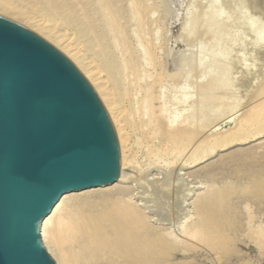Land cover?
Returning <instances> with one entry per match:
<instances>
[{
    "label": "rangeland",
    "instance_id": "374dc122",
    "mask_svg": "<svg viewBox=\"0 0 264 264\" xmlns=\"http://www.w3.org/2000/svg\"><path fill=\"white\" fill-rule=\"evenodd\" d=\"M6 1H9L10 6H14L22 12L21 18L27 22L41 26L52 36L79 48L80 55L86 63L94 64L96 59L100 58L101 50L97 45V35L91 32V23L84 20L83 16V9L87 8L92 10L93 20L97 24L102 22L105 16L99 10L98 0ZM105 2L114 9L113 14L119 21L120 30L114 35L107 36L100 44L108 48L113 56L119 55V58L134 55L136 63L139 64V69L133 74L131 71H126V74L123 71L122 75L120 73L114 87L112 86L115 89L113 91L119 107L125 111L131 140L133 139L131 157L134 160L133 166H135L134 169L132 167L130 171H127L132 177L126 180L125 189H128L129 193L131 192V196L134 195V202L143 208L153 224L164 229L174 230L178 235H182L184 223L196 217L195 202H198L201 193H206L207 190L211 189V186L217 190L231 188L235 199V208L230 214L232 218L229 219L228 246L226 245L227 248L224 249L226 254L224 253L225 260L223 259L222 263L264 264V240L256 236L259 228L264 226V188L259 189L257 187L260 179L264 178V137L224 150L216 146V150L210 157L206 158L207 160L187 169L184 161L190 159V154L198 152L197 156H201L204 154L202 151L210 150L209 147L211 144L213 147L214 142L205 143L207 145H203L199 151H196L199 149L197 147L199 142L198 144L193 143L194 145L192 144L189 150H186L187 152L183 151L185 158L182 152L181 155L177 156L176 151H174L175 153L172 152L173 149H165L160 139L156 141L150 139L144 126L146 118L143 117L141 105L146 96L147 86L155 80L158 82L157 77L160 76L159 79H162L155 84L153 90L157 98L154 101L156 109L164 105L165 98L167 116L173 117L180 113L184 114L189 104H184V101H177L179 103L177 104L176 99H179L181 95L185 96L189 89L190 92L193 90L191 94L192 99H194L190 105L197 106L199 88L203 87V83L208 78V75L205 74L210 68L206 70V67H210L211 60L214 61L217 56V62L211 66L215 67L217 63V66L220 65V67H215L216 70L211 67L214 69L213 77L216 75L218 77L215 78L219 79L222 72L228 76L226 77L228 85L229 82L231 85L222 92L228 94L229 104L232 103L229 100L233 99L234 105L238 104L240 108L236 109L237 112H230L226 117H223L226 119L231 114L232 121L226 122L220 118L213 125L214 127L212 126V129L209 128L208 133L209 135L213 134L214 129L217 128L218 131L224 132L234 125V119L235 121H238V118L239 120L242 119L244 112L252 106L248 104L252 100L250 99L252 89L255 88V85L259 87L264 82V79H261L264 78L262 75V72L264 73V58H262L263 54L259 52V45L264 43V0H249V2L248 0H105ZM236 4L237 7L235 8ZM67 5L73 9L69 10ZM256 7L259 9L257 10ZM202 16L205 17L201 18ZM2 17L12 21L10 18ZM254 24L259 28L257 32L252 29ZM18 25L32 31L22 24ZM184 26L192 31L187 34L186 41L180 40ZM201 26H206L207 29L211 28L210 30L213 31H205V27L201 28ZM216 28H218L216 33L219 34L220 31H223V34H227H219L222 37L225 36L223 37L224 40L221 36L219 37L221 39H217L215 34L212 36L217 31L214 30ZM145 47L150 49L152 57L145 55ZM117 48L119 49L117 50ZM202 60L205 63L209 61L208 66L203 63L205 68L199 65ZM229 65L230 67H228ZM221 66L222 68L225 67L223 71ZM249 68L251 72H247ZM183 71H191L186 72V74L188 78H191L188 81L191 80L190 82L193 84L185 81L186 76L181 75ZM249 73L251 74L250 77L248 76ZM152 75H154L153 79L151 78ZM219 75L221 76L219 77ZM133 79H141L140 82L138 80L139 86L138 84L132 87L129 85ZM248 79L251 80H249L251 84L247 82ZM194 83L202 84L198 88V85ZM252 84H254L253 87ZM137 104L139 105L137 106ZM215 125L217 126L215 127ZM142 126H144L145 131ZM140 128H142L141 131ZM199 139L200 137H198ZM196 141L195 143H197ZM189 151L190 154H188ZM152 164L156 165L153 166ZM182 164H185L184 168ZM161 190L167 192L164 193ZM253 232H256V235ZM72 245L71 248L74 251L72 249L71 251L73 253L70 252V246L67 245L66 248H69L67 250L72 254L69 257H71L73 264L119 263L104 259L97 260L88 255H83L77 245ZM195 248L194 250L192 248L190 252L177 253L174 258H168L169 260L165 264L219 263L217 258V260L214 259L217 257L214 252H205L202 247H200L201 250Z\"/></svg>",
    "mask_w": 264,
    "mask_h": 264
},
{
    "label": "bare ground",
    "instance_id": "6f19581e",
    "mask_svg": "<svg viewBox=\"0 0 264 264\" xmlns=\"http://www.w3.org/2000/svg\"><path fill=\"white\" fill-rule=\"evenodd\" d=\"M8 2L9 1L6 0H0V6H2L0 7V16L10 18L12 19V21L18 24H22L25 27L31 29L33 33L56 48L78 69V71L84 76V78L94 89L106 112L108 113L110 121L114 127L118 143L120 167L117 182L108 186L91 188L65 194L54 207L52 212L43 220L41 226L42 241L46 250L54 259L56 264H73L71 261V257H69L70 254L74 251V249L71 248L73 246L72 244H74L75 246L77 245L79 251H81L83 255H88L89 257L97 260L104 259L108 261H114L115 263L119 262L120 264H165V262L169 260L168 258H174L177 253L190 252L192 248V250L196 249L195 247L201 250L200 247H202L205 252H214L217 255V257L215 258L214 256H211V258L213 257L215 260L218 259L217 261L219 263H217L216 261L217 264H223L222 260H225L224 249L227 248L226 245L229 237V219L232 218V215L230 214L232 213V209L235 208V199L231 188L217 190L216 188L214 189V187L212 188L211 186V189L207 190L206 193H201V196L199 195L200 197H198V202H195L196 217L193 219L191 216L193 220L190 219V221L188 220L186 223H184L185 225H183L184 227H182V235H178L174 230H169L168 228L164 229L161 228V226L159 227L158 225L153 224L143 208L139 204L134 202V195L131 196V192L129 193V191H127L128 189H125L126 180H129V178L132 177V175L127 171H130V168L132 167V169H134L135 166H133L134 160L131 157L133 139L131 140L125 111L122 110L121 107H119V103L115 99L113 91L115 89H113V87L117 80V76L119 77L120 73L122 75L123 71L124 74H126V71H131V73L133 74L139 69V64L136 63L134 55H130L127 58H119V55L113 56L108 48L103 47L100 44V42L104 41L107 36L114 35L120 30L119 21L116 18L115 14H113L114 9L110 6V4L105 2V0H98L99 10H101L105 16L100 24H97L96 21L93 20L92 10L87 8L83 9L84 20L90 21L91 32L97 35V39L99 42V44L97 42V45L101 50L99 54L100 58L96 59V62H94V64H90L86 63L83 60L80 55L79 48L73 47L72 45L67 44V41H61L60 38L52 36L43 27L35 26L31 24V22H27L25 19L21 18L23 16V13L17 10L16 7L10 6ZM256 6L259 7L258 5ZM66 7L69 8V10L73 9L68 5ZM236 7L237 4L235 8ZM258 9L259 8H257V10ZM204 17L202 16L201 18ZM202 27L203 26H201V28ZM204 27L203 28L205 31H209L211 29H207L206 26ZM254 27H252V29L257 32V29L259 30V28L257 27V25H255ZM214 30L217 31H215L212 36L215 34L216 36H214L216 38L218 37L217 39L225 37L219 35L226 34H223V31L221 32L219 30L220 33L218 34L216 33L218 32V28ZM191 32V30L187 29V26H184L180 35V40L186 41L187 34H190ZM253 34L256 35L257 33ZM203 35L205 36V34ZM220 36L221 38H219ZM116 39L117 38L115 37V40ZM118 49L119 48H117V50ZM144 50L146 51V53L144 52L145 55L147 54V56L152 57L149 48H146ZM259 52L263 54L262 55L260 53L262 55V58H264V43L259 45ZM218 57L220 58V56ZM216 59L217 56L214 61L211 60L212 64L214 62H217ZM203 63H205L204 60H202L199 65L204 68L205 65L208 66L207 63H205V65ZM211 65L209 64L210 67H206V70L208 68L210 69H208L205 74L206 76L208 75V78L206 79L207 81L205 80V83H203V87H200L202 90L199 88L200 84L202 83H196L200 90V93L197 90L199 94L197 106L195 105L193 107V105H190L194 100L192 99L193 96L191 94L193 90L190 92L189 89L186 92L185 96L181 95L179 99H176V103L177 101H184V104H189L184 114L180 113L173 117L167 116V102L164 97V105L159 107V109L157 108L158 110L156 109L154 101L157 98L155 97L153 90L155 84L159 83V81L162 79H159L160 76L157 77L158 82L155 80L153 81V83H150L147 86L146 96L141 104L143 117L146 118V121L144 119V126L146 131H148L147 134L150 136V139L152 138L153 141L160 139L161 144H163L165 149H173L172 152L176 151L177 156L181 155L180 153L182 152L184 157L185 152L183 151L189 150L190 146L193 143L198 144L199 142V145H196L199 149H195L196 151H199L203 147V145H207L205 143L212 141L214 142L213 147L210 143L211 147H208L211 149H208L207 152L205 150L202 151V153L204 152V154H202L201 156H197L198 152L190 154L189 151L188 154H190L191 157L188 161H184L186 162V165L182 164L183 168L184 165L188 169L204 162L205 160H207V157H210L214 153V151L216 150V146L224 150L236 145L245 144L250 140L253 141L255 139L264 137L263 80L261 81V85L259 84V87H256L257 85H255V88L252 89V92L250 93V99H252V103H248L252 106H250V109L244 112L242 119L239 120V118L237 117L238 121H235L234 119V125H232L226 131L221 132L218 131L217 128L216 130L214 129V133L212 130L213 134L210 133L211 135H209L208 130L209 128L212 129L214 127L213 125L216 123V121H218L220 118L223 119V117H226V115H228L230 112H237L236 109H238V107L240 106L236 103V105H234L233 99L229 100V102L231 103L232 101L233 104L228 103V99H230L228 94L222 92L223 90H225V88H227V86L231 85L230 82L228 85V81L226 78L228 76L222 72L223 74L221 73L222 76L219 75V77L221 76L219 79L215 78L218 77L216 75L213 77L215 67L218 68L220 67V65L217 66V63L215 67ZM213 65H215V63ZM211 67H213L214 69ZM228 67H230V65ZM204 68L203 70H205ZM224 68L225 67H223L221 70L223 71ZM226 69L228 68L226 67ZM249 69L247 72H251V69ZM186 72L189 73L191 71ZM186 72L183 71L181 75L183 77L186 76V78H184L186 82H190L191 80L188 81V79L191 78L187 77ZM154 75H152V79ZM249 75L251 74L249 73L248 76ZM262 75H264L263 72ZM138 80L133 79L129 82V85L131 87L135 84L137 85ZM249 80L250 79H248L247 82H249ZM174 81L176 82V80ZM253 85L254 84H252V87ZM249 86L251 87V85ZM138 105L139 104H137V106ZM230 115L228 116V118L223 119V121H232L233 117H230ZM233 115L235 114L233 113ZM217 125H215V127ZM144 126H142L143 130ZM142 128H140V131L142 130ZM198 137H200L199 140ZM195 141L197 143H195ZM139 143L138 145H140ZM180 157L182 158V156ZM179 160L181 161V159ZM152 165L154 166L156 164ZM257 187L259 189L264 188V178L260 179ZM163 190H161V192ZM163 192L165 193L167 191L165 190ZM181 192L180 194H182ZM253 233H255L254 235H256V232ZM256 236H258L259 238H263L264 240V226L261 229L259 228ZM256 236L254 237L256 238ZM67 245L70 246L71 253L69 252V250H67L69 249L66 248ZM71 249L73 251H71ZM224 263H226V261Z\"/></svg>",
    "mask_w": 264,
    "mask_h": 264
},
{
    "label": "water",
    "instance_id": "95a60500",
    "mask_svg": "<svg viewBox=\"0 0 264 264\" xmlns=\"http://www.w3.org/2000/svg\"><path fill=\"white\" fill-rule=\"evenodd\" d=\"M114 127L56 48L0 16V264H56L41 226L61 198L119 176Z\"/></svg>",
    "mask_w": 264,
    "mask_h": 264
}]
</instances>
